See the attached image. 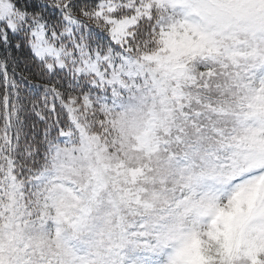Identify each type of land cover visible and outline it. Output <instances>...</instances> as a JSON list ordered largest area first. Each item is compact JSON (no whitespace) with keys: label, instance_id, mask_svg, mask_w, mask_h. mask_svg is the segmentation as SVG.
<instances>
[{"label":"snow or ice","instance_id":"6c2138e0","mask_svg":"<svg viewBox=\"0 0 264 264\" xmlns=\"http://www.w3.org/2000/svg\"><path fill=\"white\" fill-rule=\"evenodd\" d=\"M0 264H264V0H0Z\"/></svg>","mask_w":264,"mask_h":264}]
</instances>
